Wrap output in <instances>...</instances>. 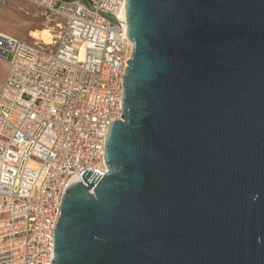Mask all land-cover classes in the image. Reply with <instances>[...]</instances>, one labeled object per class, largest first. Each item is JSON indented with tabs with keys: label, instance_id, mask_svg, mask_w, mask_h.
Segmentation results:
<instances>
[{
	"label": "water",
	"instance_id": "1",
	"mask_svg": "<svg viewBox=\"0 0 264 264\" xmlns=\"http://www.w3.org/2000/svg\"><path fill=\"white\" fill-rule=\"evenodd\" d=\"M108 172L70 184L53 264H264V0H126Z\"/></svg>",
	"mask_w": 264,
	"mask_h": 264
},
{
	"label": "built area",
	"instance_id": "2",
	"mask_svg": "<svg viewBox=\"0 0 264 264\" xmlns=\"http://www.w3.org/2000/svg\"><path fill=\"white\" fill-rule=\"evenodd\" d=\"M25 1L64 21L52 43L0 29V264H53L65 189L86 170L108 172L134 44L126 0Z\"/></svg>",
	"mask_w": 264,
	"mask_h": 264
},
{
	"label": "rangeland",
	"instance_id": "3",
	"mask_svg": "<svg viewBox=\"0 0 264 264\" xmlns=\"http://www.w3.org/2000/svg\"><path fill=\"white\" fill-rule=\"evenodd\" d=\"M63 21L62 17L49 14L25 0H6L0 3L1 31L27 41L48 42L51 38L50 30L54 35L52 41H55L59 33L58 24Z\"/></svg>",
	"mask_w": 264,
	"mask_h": 264
},
{
	"label": "crops",
	"instance_id": "4",
	"mask_svg": "<svg viewBox=\"0 0 264 264\" xmlns=\"http://www.w3.org/2000/svg\"><path fill=\"white\" fill-rule=\"evenodd\" d=\"M8 72V63L0 59V89Z\"/></svg>",
	"mask_w": 264,
	"mask_h": 264
},
{
	"label": "bare ground",
	"instance_id": "5",
	"mask_svg": "<svg viewBox=\"0 0 264 264\" xmlns=\"http://www.w3.org/2000/svg\"><path fill=\"white\" fill-rule=\"evenodd\" d=\"M122 15H123L124 20L127 22L126 4L123 7V13H122ZM126 25H127V28H128V24L127 23H126ZM50 34H51V38H50V40L47 43H52L53 42L52 39L54 38V35L52 34L51 30H50ZM122 121H124V120H122Z\"/></svg>",
	"mask_w": 264,
	"mask_h": 264
}]
</instances>
